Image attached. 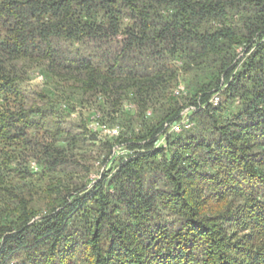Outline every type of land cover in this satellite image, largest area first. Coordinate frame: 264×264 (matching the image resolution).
Wrapping results in <instances>:
<instances>
[{"label": "trees", "instance_id": "trees-1", "mask_svg": "<svg viewBox=\"0 0 264 264\" xmlns=\"http://www.w3.org/2000/svg\"><path fill=\"white\" fill-rule=\"evenodd\" d=\"M0 264H264V0H0Z\"/></svg>", "mask_w": 264, "mask_h": 264}, {"label": "built area", "instance_id": "built-area-1", "mask_svg": "<svg viewBox=\"0 0 264 264\" xmlns=\"http://www.w3.org/2000/svg\"><path fill=\"white\" fill-rule=\"evenodd\" d=\"M182 90H183L182 87H179L177 89V91H176V94H178V92H180ZM217 102H218V99L217 98H213L212 103L214 105H216ZM189 127H190L189 125L185 126V128H189ZM96 128H97V125H95V127L93 129H96ZM179 131H180V126L179 125H174L172 127V132L177 133ZM103 133L106 134V135H109V136H117L118 131H117V129H112V130L103 129Z\"/></svg>", "mask_w": 264, "mask_h": 264}, {"label": "rangeland", "instance_id": "rangeland-1", "mask_svg": "<svg viewBox=\"0 0 264 264\" xmlns=\"http://www.w3.org/2000/svg\"><path fill=\"white\" fill-rule=\"evenodd\" d=\"M34 84V83H33ZM95 127V125L94 124H92V128H94ZM118 154H121V152H119ZM95 177H96V175H92L91 176V179L93 180V179H95Z\"/></svg>", "mask_w": 264, "mask_h": 264}]
</instances>
